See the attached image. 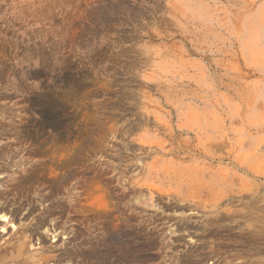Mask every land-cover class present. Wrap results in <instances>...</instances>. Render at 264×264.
Returning a JSON list of instances; mask_svg holds the SVG:
<instances>
[{
	"label": "rangeland",
	"instance_id": "374dc122",
	"mask_svg": "<svg viewBox=\"0 0 264 264\" xmlns=\"http://www.w3.org/2000/svg\"><path fill=\"white\" fill-rule=\"evenodd\" d=\"M1 167L48 264H264V0H0Z\"/></svg>",
	"mask_w": 264,
	"mask_h": 264
},
{
	"label": "bare ground",
	"instance_id": "6f19581e",
	"mask_svg": "<svg viewBox=\"0 0 264 264\" xmlns=\"http://www.w3.org/2000/svg\"><path fill=\"white\" fill-rule=\"evenodd\" d=\"M49 100L52 103V100L51 99H49ZM50 101L47 103L48 105H46L47 110L45 112V115L52 119L51 122L53 125L54 109L52 108ZM3 174L7 175L8 172H7L6 168L1 167L0 168V176ZM202 179L203 178H201V180ZM60 181H61V179H60ZM208 184H210V183L208 182ZM8 187L9 186L7 185L6 181L0 180V202L5 201L6 204H8L10 202L11 196L8 194V192H6L5 190H2V188L8 189ZM18 213L19 212H18L17 208H15V210L14 209L11 210L8 207L7 208L4 206L0 207V219H6L7 220L9 214H11V216L14 217ZM49 215H51V214H49ZM9 221L11 222V217L9 218ZM13 221H14V219H12V222ZM49 224L50 223H48V221L46 222V220H44L42 223H39L36 228H33V229L29 228L28 226H24L22 228L21 232H20V230L18 231L19 236L11 237L8 240H6L4 237L0 236V264H48L53 260L58 261L59 259L57 256H53L51 254H46V252L41 253L39 255L37 253H29L28 252V247L31 243V239L34 237V234L39 233L40 229L49 230V228H48ZM0 233H1V231H0ZM262 233L260 232L259 234H262ZM119 237H121V236L118 233L111 231L108 235L105 236L103 241L99 242L95 246V251H93L92 253H88L87 255H84V257L86 258V261H88V262L91 261V263H94V264H100V263L101 264H112V261H113V263H115V260H114L115 251H116V248L118 246L117 242L119 241ZM91 248H92V246H91ZM126 253H128V252H126ZM62 254L63 255L59 261H65V260L67 261V260L72 259V256L70 254H68L67 251H64ZM258 261H259V258H258ZM258 261H256V262H258Z\"/></svg>",
	"mask_w": 264,
	"mask_h": 264
},
{
	"label": "water",
	"instance_id": "95a60500",
	"mask_svg": "<svg viewBox=\"0 0 264 264\" xmlns=\"http://www.w3.org/2000/svg\"><path fill=\"white\" fill-rule=\"evenodd\" d=\"M52 108L54 109V118H53V128H57L60 126L61 121L59 120V117L62 114V109L60 108V104L53 103L52 102ZM47 121V119H46Z\"/></svg>",
	"mask_w": 264,
	"mask_h": 264
}]
</instances>
